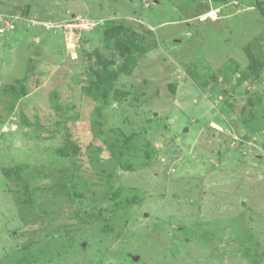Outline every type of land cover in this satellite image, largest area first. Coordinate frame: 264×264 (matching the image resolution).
<instances>
[{
	"label": "rangeland",
	"instance_id": "374dc122",
	"mask_svg": "<svg viewBox=\"0 0 264 264\" xmlns=\"http://www.w3.org/2000/svg\"><path fill=\"white\" fill-rule=\"evenodd\" d=\"M257 1L0 0V264H264ZM77 15L102 22L55 28ZM115 21L145 46L129 72Z\"/></svg>",
	"mask_w": 264,
	"mask_h": 264
},
{
	"label": "trees",
	"instance_id": "16d2710c",
	"mask_svg": "<svg viewBox=\"0 0 264 264\" xmlns=\"http://www.w3.org/2000/svg\"><path fill=\"white\" fill-rule=\"evenodd\" d=\"M257 7L259 10L264 14V0H258L257 1ZM104 24H107V22H103L102 26ZM115 39V43L113 44V47L116 51H118V54L125 58V62L123 63L122 69L124 71H130V67H128V64L130 62L135 63V59L137 57V52H142L145 46H143V39H141L139 36L135 35L134 33L131 32L123 23L122 21L120 22H114L112 25H110V28H106V40H111ZM252 62V68L251 71L250 69H247L248 73H244L245 76H250L248 78L251 79L252 85L255 84V82L258 80V75L260 70L264 67V62L260 61L257 57H255L253 54L250 55ZM110 64V63H109ZM240 70V69H239ZM92 74V78L90 80V85H88L86 88V94L92 98H96L98 101H102L103 99L107 98L108 96H111V93H109L110 88H113V94L112 98L116 99L118 98V93L119 92L118 87L114 84L116 83L115 81L117 80V76H113L114 73L109 72V65L104 64V67L102 69L94 68ZM89 84V82H88ZM102 84V86H101ZM102 88V93L98 92ZM25 85H22L21 90L13 89L14 94H16V91L19 96L26 95L25 92ZM127 93V92H124ZM75 116V114H73ZM108 145L114 146L115 144L113 142H110ZM123 152L119 153L118 156H120L122 153H124V148H122ZM77 154V150L74 149L73 155ZM116 156V155H115ZM23 177V176H22ZM74 183V178L68 177L63 182L59 183V186L53 185V188H56V190L61 191V193H67L68 196L72 197H82L80 193H75L76 187L73 185ZM26 188L28 186L26 185ZM28 192H30L28 190ZM110 192L112 195L108 199L109 201H112L113 196L117 197L120 193L119 187H112ZM72 194V195H71ZM29 199L28 203L32 202V193H28ZM114 200V199H113ZM123 207V205H122ZM90 214V211L86 208H84L81 211L82 217H86Z\"/></svg>",
	"mask_w": 264,
	"mask_h": 264
},
{
	"label": "built area",
	"instance_id": "2783aa9c",
	"mask_svg": "<svg viewBox=\"0 0 264 264\" xmlns=\"http://www.w3.org/2000/svg\"><path fill=\"white\" fill-rule=\"evenodd\" d=\"M100 22H102V19H88L77 15L69 18L64 23H57L54 26L55 28H64L66 36L70 39H74L77 35L82 34L83 31L94 29Z\"/></svg>",
	"mask_w": 264,
	"mask_h": 264
}]
</instances>
